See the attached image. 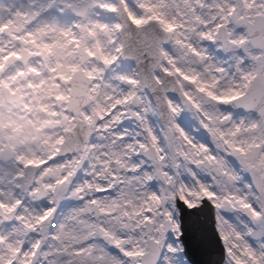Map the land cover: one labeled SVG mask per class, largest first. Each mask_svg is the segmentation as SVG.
Wrapping results in <instances>:
<instances>
[{"label":"snow or ice","instance_id":"1","mask_svg":"<svg viewBox=\"0 0 264 264\" xmlns=\"http://www.w3.org/2000/svg\"><path fill=\"white\" fill-rule=\"evenodd\" d=\"M0 264H264V0H0Z\"/></svg>","mask_w":264,"mask_h":264}]
</instances>
